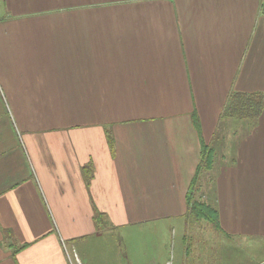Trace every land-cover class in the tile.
<instances>
[{
	"label": "crops",
	"instance_id": "0c3cea01",
	"mask_svg": "<svg viewBox=\"0 0 264 264\" xmlns=\"http://www.w3.org/2000/svg\"><path fill=\"white\" fill-rule=\"evenodd\" d=\"M191 185L264 236V0H0V264H118L125 226L154 256Z\"/></svg>",
	"mask_w": 264,
	"mask_h": 264
},
{
	"label": "rangeland",
	"instance_id": "374dc122",
	"mask_svg": "<svg viewBox=\"0 0 264 264\" xmlns=\"http://www.w3.org/2000/svg\"><path fill=\"white\" fill-rule=\"evenodd\" d=\"M224 132L225 128L221 126L219 135ZM186 223L184 231L173 226L172 231L164 233L165 236L158 239L159 244L155 243V255L151 253L149 257L147 250H153L149 247L146 230H136L134 233L140 235L139 240L132 241L129 228H118V264H132V253L139 246L146 251L143 257L145 264H264V236L227 233L202 220L195 223L189 214L186 215ZM182 232L187 236L185 244L180 238ZM110 264H115V258L110 260Z\"/></svg>",
	"mask_w": 264,
	"mask_h": 264
},
{
	"label": "trees",
	"instance_id": "16d2710c",
	"mask_svg": "<svg viewBox=\"0 0 264 264\" xmlns=\"http://www.w3.org/2000/svg\"><path fill=\"white\" fill-rule=\"evenodd\" d=\"M263 99L260 93L232 92L229 95L225 106V114L239 119H256L262 112ZM211 164V151L203 146L201 151V161L198 171L206 169ZM193 187L188 191L187 213L194 220H205L212 226L218 227V215L216 209L202 200H193Z\"/></svg>",
	"mask_w": 264,
	"mask_h": 264
},
{
	"label": "built area",
	"instance_id": "2783aa9c",
	"mask_svg": "<svg viewBox=\"0 0 264 264\" xmlns=\"http://www.w3.org/2000/svg\"><path fill=\"white\" fill-rule=\"evenodd\" d=\"M69 264H84L76 254L67 253Z\"/></svg>",
	"mask_w": 264,
	"mask_h": 264
}]
</instances>
